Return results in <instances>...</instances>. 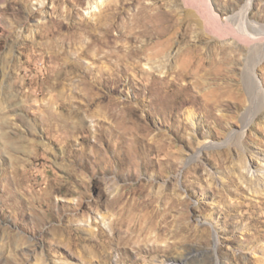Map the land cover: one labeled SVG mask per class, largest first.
<instances>
[{
    "label": "rangeland",
    "instance_id": "374dc122",
    "mask_svg": "<svg viewBox=\"0 0 264 264\" xmlns=\"http://www.w3.org/2000/svg\"><path fill=\"white\" fill-rule=\"evenodd\" d=\"M213 1L263 33L264 104V0ZM123 2L0 0V264H264V197L238 178L246 160L264 176L248 47L209 32L190 0ZM161 4L176 14L168 42ZM194 48L224 69L204 89L229 82L241 103L195 98ZM122 219L135 242L118 249Z\"/></svg>",
    "mask_w": 264,
    "mask_h": 264
},
{
    "label": "bare ground",
    "instance_id": "6f19581e",
    "mask_svg": "<svg viewBox=\"0 0 264 264\" xmlns=\"http://www.w3.org/2000/svg\"><path fill=\"white\" fill-rule=\"evenodd\" d=\"M99 2V1H98ZM102 1H100L101 3ZM119 5L125 4L123 0H119ZM193 7L196 8V11L201 12V23L208 28L209 32H215L224 39H230L232 41H239L244 43L248 48L247 55L245 57V63L242 70V79L246 84V92L248 94V97L251 98L253 102H255L257 105L264 107L261 91L259 89V83L257 81V78L255 79V68L256 66H259L260 60L258 56V47L255 45V40L259 38L262 32H260V29H253L252 24L249 25L250 32H246L247 25L243 19H240L239 21V28L235 29L232 27L231 21L224 22L220 15L217 13L214 1L213 0H190ZM125 6V5H124ZM111 10H117L119 9L118 6H112L110 7ZM153 9V7L151 8ZM157 11L153 15L158 18V23L160 26V33L159 35L164 36L166 35L165 42H168L172 39V36L175 32L176 28V14L174 9L167 10L163 8V4L159 5L158 8H156ZM111 11L114 16L118 11ZM124 12V11H123ZM150 14V13H149ZM116 17V16H115ZM150 18V17H149ZM142 25V24H141ZM144 31V30H143ZM215 34V35H216ZM258 34H260L258 36ZM217 36V35H216ZM263 37V36H262ZM127 38V37H126ZM222 40V39H221ZM226 41V40H225ZM164 42V43H165ZM258 44V41H257ZM197 48V47H196ZM196 48L187 50L188 54L190 55V61L188 62V66H191L193 68V72H190L192 76H195V85L198 87V89H204V87L208 84L207 80H203L204 77H206L207 74H212V79H216L218 75H221L224 72L220 71L218 69V64L220 60H217L215 58V54L211 53L209 58L205 61L202 55H199L200 53L197 52ZM217 49V48H216ZM218 51V50H217ZM212 52V51H211ZM219 53V52H218ZM220 53H225V48H220ZM235 56V54L233 55ZM224 55H222V58ZM220 58V57H219ZM228 60V57H224L223 59ZM223 60V61H224ZM232 60V59H230ZM235 60V59H234ZM221 62V61H220ZM226 62V61H225ZM191 71V70H190ZM203 78V79H201ZM171 86V83L169 84ZM223 90H220L219 87L204 89L203 91L198 93L195 98L201 97V99L204 98L205 101H208L210 98L215 97L214 103H220V98L222 96L225 97V95L228 98L234 99L235 104L241 103L244 99L243 92H235L232 91V87L229 82H225L222 84ZM186 86H182L181 89H184ZM223 97V98H224ZM249 98V99H250ZM223 101V100H222ZM250 101V102H252ZM209 102V101H208ZM213 102V101H212ZM218 105V104H217ZM255 106V105H254ZM257 107V106H256ZM254 154V153H253ZM245 159V158H244ZM264 161V159H263ZM263 168V166H262ZM242 172L238 175V178L241 180V182L251 191L252 195H257L258 197H264V193L261 191L262 183L264 186V176L258 174V171L255 170L252 167V164L249 163V161H244L241 164ZM154 217L150 218L149 224L152 226L154 224ZM119 227L116 229V248H125L129 244H133L132 236L133 234L131 232H128L126 230H123L122 228L127 224L125 219L120 220ZM160 230H162L161 226L159 227ZM115 238H112L111 241H114ZM135 242V241H134ZM110 243V242H108ZM112 244V243H111ZM138 251H146L144 247L141 245L137 247ZM149 250V249H148ZM187 258V257H186ZM186 258H180L179 262L177 264H186Z\"/></svg>",
    "mask_w": 264,
    "mask_h": 264
}]
</instances>
